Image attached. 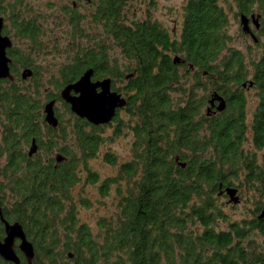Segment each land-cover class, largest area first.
Masks as SVG:
<instances>
[{
	"label": "trees",
	"instance_id": "trees-1",
	"mask_svg": "<svg viewBox=\"0 0 264 264\" xmlns=\"http://www.w3.org/2000/svg\"><path fill=\"white\" fill-rule=\"evenodd\" d=\"M30 1L0 0L14 76L0 79V205L23 225L33 264H264V0H185L174 36L149 8L138 15L134 0H91L88 14L75 1L58 17L69 28L64 43H48ZM241 13L259 14L263 36L244 50L228 32ZM52 51L64 60L44 79L37 60ZM25 67L32 74L23 78ZM87 68L126 98L107 123L79 117L60 97ZM245 88L255 92L249 101ZM214 92L225 107L207 112ZM50 99L54 127L44 120ZM122 135L131 137L128 157L102 153L115 171L98 190L112 189L115 207L94 231L79 219L90 200L75 186L98 181L89 160ZM55 152L66 160L55 163ZM227 186L251 204L239 218L223 211ZM16 251L17 264H28Z\"/></svg>",
	"mask_w": 264,
	"mask_h": 264
},
{
	"label": "water",
	"instance_id": "water-1",
	"mask_svg": "<svg viewBox=\"0 0 264 264\" xmlns=\"http://www.w3.org/2000/svg\"><path fill=\"white\" fill-rule=\"evenodd\" d=\"M258 27L259 26V14L251 13L246 15L241 13L239 15V24L241 30L244 33L250 34L254 42L258 41V38L250 28L249 21ZM4 19L0 16V79L8 78L13 80L14 76L10 72L11 58L7 54V49L12 45V39L9 35L3 34L2 28ZM180 56L175 54L173 57L174 62H179ZM32 74V70L25 67L21 71V76L26 78ZM134 72L126 74L125 77L133 75ZM93 68H87L75 81L65 84L60 90V97L69 104L70 109L79 117L85 118L92 124L99 125L107 123L114 116L116 109L126 105V98L111 88V78L103 77L94 79ZM246 85L245 82L242 83ZM252 85V81H249V86ZM217 101L216 109L222 110L225 107L224 98L214 92L210 98V102ZM54 99L48 100L44 104V120L51 126H56L58 118L54 111ZM210 108H208L209 111ZM37 150V144L35 138H32L28 155H32ZM55 163H59L62 160H66V156L61 152L54 153ZM184 165V162H181ZM226 193L231 202H239V196L237 194V188L227 186L225 188ZM258 217H264V204L262 205ZM0 221L3 224L4 236L0 238V256L13 263H19L20 257L17 254L16 248L22 253L28 264H33V258L35 255L33 243L28 239L23 225L18 220H7L2 212L0 205ZM71 256V254H69ZM74 264H78L75 262Z\"/></svg>",
	"mask_w": 264,
	"mask_h": 264
},
{
	"label": "rangeland",
	"instance_id": "rangeland-1",
	"mask_svg": "<svg viewBox=\"0 0 264 264\" xmlns=\"http://www.w3.org/2000/svg\"><path fill=\"white\" fill-rule=\"evenodd\" d=\"M77 2L78 10L81 12L89 13L88 10H91L88 6L87 0H31L30 6L34 13H39L40 20L45 25V29L47 31L48 43H50L51 38L54 36L60 37V42L64 43L68 39V27L64 24H59L58 17L62 14V6L71 4L72 2ZM185 0H134L133 6L137 7L139 10L138 15L141 11L149 8L153 17H155L158 21L162 23H166L168 28L171 29L173 22L171 18L176 19L179 17L181 12V7ZM86 6V7H85ZM57 18V19H55ZM179 28V26H178ZM228 32L232 37L231 44L238 48L244 50L246 45L250 42L247 38H243L239 35V22L235 19H230V24L228 28ZM47 36L44 38L46 40ZM16 45L20 44V42H16ZM51 51V50H50ZM49 51V52H50ZM42 53L40 57H38V63L40 65L41 71H43L44 79L47 78L49 71L48 69H52L54 71L57 68L59 62L64 60L63 57L58 56L57 53L52 51L51 53ZM121 61V59H120ZM122 62V61H121ZM56 66V67H55ZM51 87L49 86V89ZM254 90L248 93V99L252 98L254 94ZM59 110L64 112V109L60 102L56 103ZM67 115V113H65ZM109 132V129L106 130ZM131 137L130 136H119L112 143L106 144L102 146L99 155L95 158L89 160L90 167L93 170L98 172V181L94 183H86L80 182L75 186L76 190H81L84 192L86 197L90 200V205L79 206L78 216L81 221H86L90 227L96 231L97 228L95 226L96 219L100 215H108L110 214L115 205V193L110 190L108 194H101L98 190V183L103 178L111 175L115 171V166L108 164L102 158V153L105 150H110L118 155V157L126 158L129 156V147H130ZM246 202L243 200L237 206H224V210L226 213L231 215V218H239L243 215L244 210L251 204H245Z\"/></svg>",
	"mask_w": 264,
	"mask_h": 264
},
{
	"label": "flooded vegetation",
	"instance_id": "flooded-vegetation-1",
	"mask_svg": "<svg viewBox=\"0 0 264 264\" xmlns=\"http://www.w3.org/2000/svg\"><path fill=\"white\" fill-rule=\"evenodd\" d=\"M87 2H88V6H89L90 3H91V0H87ZM90 11H91V10H88L89 13H90ZM250 14H251V13H250ZM250 14H249V15H250ZM171 21L173 22L172 27H171V32H172V34H173V36H174V35H177V34H178V32H179V30H180V28H181L182 17H181V15H179V17H177L176 19H174V17H173V19L171 18ZM163 24L167 26L166 23H163ZM249 25H250L251 30L253 31V33L256 35L257 38H260V37L263 38L262 34L260 33V24H259L258 27H256V26L252 23V21L250 20V21H249ZM178 26H179V28H178ZM245 36H246V38H247L249 41H252V43H257V42H258V41H257V42H254V41L252 40L250 34H248V33H246ZM179 62H180V63H183L184 60L181 58V60H180ZM189 65L191 66L192 64H189ZM184 67H185V66H184ZM192 67H193V66H191V68H192ZM181 68H183V67H180V69H181ZM251 91H252L251 88H245V89H244V92H245L246 96H247L248 93L251 92ZM247 99H248V96H247ZM209 100H210V96L207 97V99H206V104H205V108H206L207 112H214V111H216L217 101L215 100L213 103H211ZM249 100H250V99H248V101H249ZM208 108H210L209 111H208ZM237 194H238V196H239V198H240V201H239V202L241 203V202H242V194L240 193V190H238ZM221 197H223V199H224V204H226V206H232V203L228 201V195H227V194H225V193H221Z\"/></svg>",
	"mask_w": 264,
	"mask_h": 264
}]
</instances>
